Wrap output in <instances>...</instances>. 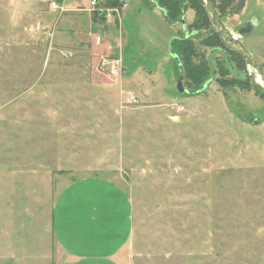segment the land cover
<instances>
[{"label":"rangeland","instance_id":"obj_1","mask_svg":"<svg viewBox=\"0 0 264 264\" xmlns=\"http://www.w3.org/2000/svg\"><path fill=\"white\" fill-rule=\"evenodd\" d=\"M89 1L64 0L66 15L55 0H0V264H13L29 215L47 227L60 191L83 178L108 180L131 202L121 264H264L259 79L247 67L242 88L222 87L217 75L202 93L184 79L180 93L169 44L183 25H168L156 0H121L122 55L108 58L56 22L62 14L88 30L86 13L70 10ZM185 13L192 24L194 11ZM233 16L221 21L238 37ZM193 31L197 64L211 47ZM242 39L264 68V22ZM114 59L116 74L99 69Z\"/></svg>","mask_w":264,"mask_h":264},{"label":"crops","instance_id":"obj_2","mask_svg":"<svg viewBox=\"0 0 264 264\" xmlns=\"http://www.w3.org/2000/svg\"><path fill=\"white\" fill-rule=\"evenodd\" d=\"M63 8L67 15L69 10L65 5ZM89 10V7L70 10L86 13L76 15L85 19L88 30L75 22H67L66 17L60 18L62 14L56 22L64 25L62 31L74 29V34L81 35L79 43L89 40L91 50L98 53L106 50L108 58L121 56L123 29L120 23L127 11L121 20L103 22L95 14L91 16ZM186 18L185 13L183 29L189 24ZM233 18L238 28L243 24L250 29L259 25L264 22V0H244L243 8ZM71 24L73 28L69 27ZM242 38L239 40L243 45ZM56 40L66 47L63 40ZM248 42L253 44V39ZM34 218L29 215L33 223H27L30 224L28 238L13 239V264H121L119 255L128 246L133 231L130 200L112 182L98 178L78 179L63 188L51 207V221L47 215V227L39 223L41 219L35 221Z\"/></svg>","mask_w":264,"mask_h":264},{"label":"trees","instance_id":"obj_3","mask_svg":"<svg viewBox=\"0 0 264 264\" xmlns=\"http://www.w3.org/2000/svg\"><path fill=\"white\" fill-rule=\"evenodd\" d=\"M146 0L142 2L149 6ZM103 7H113L117 5L116 0H101ZM156 7L163 12L164 21L168 25H176L184 20V13L187 10H193L195 18L192 24L184 28L183 38L172 39L169 46L173 55L179 58L183 70V80L187 79L192 86H200L203 88L211 79L215 80L217 75L220 85L224 88H242V86L250 80L247 73V65L232 50L227 48L223 43L219 34L213 28L210 18L206 12L205 5L202 0H156ZM214 7L220 19L226 16L237 15L243 8L244 0H218L213 1ZM198 27L207 33V44L211 50L205 62L202 60L197 64H192L190 57L193 55V46L189 38H192L193 29ZM215 52L211 56V52ZM223 51L225 56H222ZM219 54L218 57L215 55ZM216 57V58H215ZM178 70V67H177ZM211 70V73L209 71ZM231 71H235V75ZM179 73V72H178ZM264 96V93L262 92Z\"/></svg>","mask_w":264,"mask_h":264},{"label":"water","instance_id":"obj_4","mask_svg":"<svg viewBox=\"0 0 264 264\" xmlns=\"http://www.w3.org/2000/svg\"><path fill=\"white\" fill-rule=\"evenodd\" d=\"M202 1L205 5L206 12L210 18V22L213 28L219 34L225 46L229 48L230 50H232L233 52H235L245 62L247 67H249L254 72L255 76L259 78L261 85L264 87V68L263 66L257 60H255V58L245 49V47L241 44L240 40L234 34L228 31L227 27L222 23L219 15L216 12V9L213 4V0H202ZM181 23L182 25H184V20H182ZM253 28H255V25L250 29V26L248 27L247 24H243L241 28L237 29V35L239 37L246 36L250 32L253 31ZM169 53L171 57L174 59V61L176 62V65L178 67L179 73H178L177 85H176L177 91L180 93H183V92L186 93L187 91L182 86L183 70H182L179 58L172 54L170 50V46H169ZM214 53H215L214 51L211 52V56H213ZM217 53H221L222 56H225V53L223 51H219ZM231 72L234 75L236 74L235 71H231ZM248 77H250V75H248ZM212 80L213 79H211L210 81ZM205 86L206 84L203 86L201 90L198 91V93H202L205 89Z\"/></svg>","mask_w":264,"mask_h":264},{"label":"built area","instance_id":"obj_5","mask_svg":"<svg viewBox=\"0 0 264 264\" xmlns=\"http://www.w3.org/2000/svg\"><path fill=\"white\" fill-rule=\"evenodd\" d=\"M117 1V5L113 6V7H103L102 2L100 0H90L89 1V11L91 13V15L95 14V16L97 18H99L101 21L103 22H111L114 21L115 18L117 20H121L122 16L124 15V13L126 12V10L128 9V4L124 1L121 0H116ZM55 2L59 5L55 6L57 8V10H59L60 12H63V3L64 0H55ZM71 53H63V56L65 57H71ZM110 64V70L113 74L117 73V66L119 65V61L117 59L114 60H109V61H105L103 60L100 64L99 69L100 70H104L105 67H107L106 65ZM117 65V66H116Z\"/></svg>","mask_w":264,"mask_h":264},{"label":"bare ground","instance_id":"obj_6","mask_svg":"<svg viewBox=\"0 0 264 264\" xmlns=\"http://www.w3.org/2000/svg\"><path fill=\"white\" fill-rule=\"evenodd\" d=\"M238 39L240 38L239 36L237 37ZM259 78L257 77V80H258ZM261 87V86H260Z\"/></svg>","mask_w":264,"mask_h":264}]
</instances>
